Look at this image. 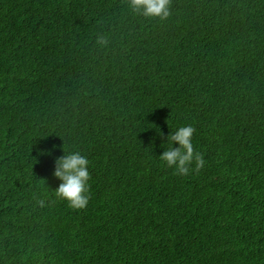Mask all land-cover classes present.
Wrapping results in <instances>:
<instances>
[{
  "label": "trees",
  "instance_id": "trees-1",
  "mask_svg": "<svg viewBox=\"0 0 264 264\" xmlns=\"http://www.w3.org/2000/svg\"><path fill=\"white\" fill-rule=\"evenodd\" d=\"M169 8L0 0V264H264V0ZM70 152L82 209L55 194Z\"/></svg>",
  "mask_w": 264,
  "mask_h": 264
},
{
  "label": "clouds",
  "instance_id": "clouds-1",
  "mask_svg": "<svg viewBox=\"0 0 264 264\" xmlns=\"http://www.w3.org/2000/svg\"><path fill=\"white\" fill-rule=\"evenodd\" d=\"M170 0H129L130 8L147 17L165 19L170 15ZM101 42L103 38H101ZM195 129L191 125L179 127L169 136V145L178 142L177 147H169L161 154V160L169 167L175 166L178 174L187 175L189 164L195 159L196 168L204 166V160L194 151L192 137ZM88 159L79 152H70L56 159L54 175L61 180L56 189V197L67 202L74 209L85 208L89 201ZM43 204V201H40Z\"/></svg>",
  "mask_w": 264,
  "mask_h": 264
}]
</instances>
